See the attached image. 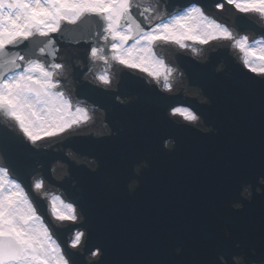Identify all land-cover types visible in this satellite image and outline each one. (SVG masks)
Listing matches in <instances>:
<instances>
[{"label":"water","instance_id":"95a60500","mask_svg":"<svg viewBox=\"0 0 264 264\" xmlns=\"http://www.w3.org/2000/svg\"><path fill=\"white\" fill-rule=\"evenodd\" d=\"M162 1H166V7L174 11L195 2L214 10L213 4L221 0ZM102 23V17L92 14L82 18L77 25L64 28L62 35L53 33L56 44L47 51L55 53V57L49 55L48 60L58 56L59 45L96 44V33L102 31ZM235 23L242 29L250 27L257 33L264 32L262 25L244 14H238ZM33 43L43 46L46 41L42 43L41 38ZM16 47L23 48V45ZM163 47L160 44L157 49L161 52ZM165 51L163 59L167 58ZM177 60L189 75L191 84L201 87L210 101L202 103L189 98L187 102L202 113L205 123L217 127V132L200 131L194 126L187 129L170 120L166 109L170 104L182 101L181 95L150 93L146 82L127 70L122 72L118 91L88 81L78 85V96L105 110L106 120L113 130L105 137L73 135L63 142L65 147L81 154L96 156L102 168L98 169L102 173L93 174L91 169L87 171L86 165H80L75 169L78 183L72 187L68 179L62 184L86 214L84 224L89 231L86 250L97 246L104 250L100 262L93 263H88L84 254L72 250L77 253L80 264H209L210 259L214 264H225L219 259L220 253L229 260L228 264H235L232 255L242 249L246 250L247 264L264 259V228L259 207L264 191L254 194L243 212L232 218L226 215L224 221L218 218L220 207H217L227 194L235 197L241 182H244L229 179V170L256 160L260 151V95L258 87L252 86L257 75L244 67L227 46L211 49L206 62L183 53ZM222 63L225 69L218 71ZM83 71L82 68L75 70L76 79L81 80ZM135 93L139 94L136 101L124 105L117 100V94L125 97ZM0 134L9 139L14 135L22 136L1 122ZM169 136L177 140L174 150L165 146ZM24 141L26 147H19L15 142L0 144L7 164L28 185L32 172L37 169L53 181V160L69 161L65 153L39 149L25 138ZM145 157L152 164L150 168L161 170L158 177L151 173L146 175V170L140 177V187L156 186L158 190L152 193L161 199L163 211L157 216L161 219L152 221V217H156L152 208L144 216L138 202L140 187L135 196L127 190L134 176V163ZM38 164L43 167L32 170ZM107 174L112 186L105 177ZM56 204L62 211L67 210L59 202ZM183 213L189 215L188 220H172L173 215ZM222 223L234 226V230L228 227L230 236L219 231ZM73 227L59 229L64 245L65 235ZM177 246L182 248L183 255L175 252Z\"/></svg>","mask_w":264,"mask_h":264},{"label":"snow or ice","instance_id":"6c2138e0","mask_svg":"<svg viewBox=\"0 0 264 264\" xmlns=\"http://www.w3.org/2000/svg\"><path fill=\"white\" fill-rule=\"evenodd\" d=\"M243 13L264 15V0H226ZM218 9L225 7L217 3ZM95 14L102 17V31L96 33L97 46L91 47V59L96 65V79L105 85L111 81L113 62L131 69L143 68L171 89L172 69L156 55V47L175 43L189 47L185 41L207 43L223 38L234 42L245 54L244 65L257 74L253 87H258L262 117L261 145L256 160L242 163L229 170V179L259 184L264 188V47L249 43L247 35L236 38L225 25L205 15L192 4L176 14L161 12L150 0H0V112L10 117L23 136L11 139L0 134V144L15 142L26 147L24 137L35 144L42 137L56 136L73 125L90 119L88 110L74 105L60 90V77L65 65L50 62L47 49L56 44L53 33L62 35L69 25ZM42 38L43 46L33 43ZM100 40L105 43L100 44ZM131 42V43H129ZM23 45V48L16 46ZM195 52L196 49H193ZM259 53L260 63L253 57ZM75 109V114L73 113ZM174 113L189 121L198 117L189 109L177 107ZM8 169L0 168V264H80L77 248L83 236L77 231L64 248L42 223L28 192L21 183L7 179ZM32 189L31 183L28 185ZM43 181L35 182L40 190ZM53 199L52 212L60 220L76 221L72 204L62 211ZM255 202V201H254ZM62 203V202H61ZM261 226L264 228V198L259 199ZM67 249V255H65ZM92 255H100L97 248ZM183 255V253H180ZM103 264V262H101ZM209 264H214L210 259Z\"/></svg>","mask_w":264,"mask_h":264},{"label":"bare ground","instance_id":"6f19581e","mask_svg":"<svg viewBox=\"0 0 264 264\" xmlns=\"http://www.w3.org/2000/svg\"><path fill=\"white\" fill-rule=\"evenodd\" d=\"M171 43H172V42H171ZM186 44H188V43H186ZM188 45H189V44H188ZM189 47H191V46L189 45ZM196 49L199 50V48H196ZM197 50H196V51H197ZM155 51H156V55H157L159 58L163 59V58H162V55H161V52L157 49V47H156ZM163 60L165 61V64L168 66V68H170V69L173 70V71L171 72L170 76H169V82L172 83V82H171V78L174 76V74H175L176 71H175L173 68L169 67V63H168V61H167V58H166V59H163ZM253 60H254L257 64L260 63L259 60H255V59H253ZM113 64L116 65L117 63L113 62ZM110 73H111V71H110ZM110 75H111V74H110ZM69 98H70V97H69ZM70 99L72 100V98H70ZM73 113L75 114V109H73ZM80 124H81V123H80ZM73 126H74V125H73ZM73 126H72V127H73ZM72 127H71V128H72ZM71 128H68V129H66L65 131H69V130H71ZM65 131H64V132H65ZM62 134H63V132L60 133L59 135H62ZM42 223L45 225L44 222H42Z\"/></svg>","mask_w":264,"mask_h":264},{"label":"rangeland","instance_id":"374dc122","mask_svg":"<svg viewBox=\"0 0 264 264\" xmlns=\"http://www.w3.org/2000/svg\"><path fill=\"white\" fill-rule=\"evenodd\" d=\"M240 37V36H239ZM216 39V38H215ZM221 39H223V38H221ZM211 40V39H210ZM260 43H258V44H255V47H257V48H260V47H264V40H261V41H259ZM190 44H193L192 42H189ZM250 44H253V41H250L249 42ZM194 48H196V46H193ZM197 53V52H196ZM253 59H255V60H259V53H257V56L256 57H253Z\"/></svg>","mask_w":264,"mask_h":264}]
</instances>
